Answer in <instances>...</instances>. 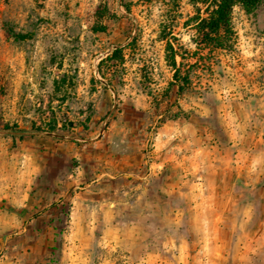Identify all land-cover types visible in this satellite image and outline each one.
Returning a JSON list of instances; mask_svg holds the SVG:
<instances>
[{
	"label": "rangeland",
	"instance_id": "374dc122",
	"mask_svg": "<svg viewBox=\"0 0 264 264\" xmlns=\"http://www.w3.org/2000/svg\"><path fill=\"white\" fill-rule=\"evenodd\" d=\"M195 13L191 0H0V264L127 259L131 235L177 216L169 231L192 251L193 205L212 216V169L241 170L236 149L264 139V2L235 5L231 50L198 44ZM168 40L191 75L182 94ZM119 46L124 62L100 70ZM240 198L256 228L248 264H264V193ZM202 227L196 245L212 257Z\"/></svg>",
	"mask_w": 264,
	"mask_h": 264
},
{
	"label": "crops",
	"instance_id": "0c3cea01",
	"mask_svg": "<svg viewBox=\"0 0 264 264\" xmlns=\"http://www.w3.org/2000/svg\"><path fill=\"white\" fill-rule=\"evenodd\" d=\"M261 106L264 108V101ZM246 115L248 116V112ZM255 126L259 131L264 130V122L258 121ZM238 148L237 155L232 157V162L236 167H242L241 170H233L229 173L227 170L219 172L212 169V216L202 220L200 213L202 207L196 208V205H193L194 217L190 220L193 227L192 251H186L188 245L185 244L181 234L169 231V227L173 226L176 227V230L173 229L175 232L178 230L177 227L182 220L177 216L172 221L166 220L161 223V226L168 227L162 233L145 236V240L140 234L131 235V239L123 243L126 248H135L127 259H123L120 255H107L104 252L98 264H248L249 252L243 247L248 239L247 236L256 234V228L252 227L248 230L245 228L250 226L251 216H247L248 205L240 195L264 193V187L257 185L264 177V139L258 137L256 142L247 139ZM225 151L226 155H231L233 150L227 147ZM222 175H225L224 180L218 181L217 179H221ZM238 179L243 180L244 185L238 186ZM204 224H212V257L203 256L201 244L196 245L205 235L202 227ZM256 224L255 222L253 225ZM143 241L146 242L145 255H142L139 249ZM73 263L88 264V257L85 259L82 257Z\"/></svg>",
	"mask_w": 264,
	"mask_h": 264
},
{
	"label": "trees",
	"instance_id": "16d2710c",
	"mask_svg": "<svg viewBox=\"0 0 264 264\" xmlns=\"http://www.w3.org/2000/svg\"><path fill=\"white\" fill-rule=\"evenodd\" d=\"M151 1V0H147ZM195 7V15L190 20L194 22L199 37L198 44L208 45L212 49H232L236 43V30L232 21V12L235 5L239 4L247 13H255L264 0H191ZM22 38L24 35H15ZM167 49L169 51L168 60L174 68L173 80L178 85V93L182 94L188 84L191 82L189 72H183L181 66L183 62L178 63L176 57L179 54L176 47L168 40ZM124 47H116L112 53L102 59L100 70L105 63H123ZM184 58V57H182ZM174 82V83H175ZM56 126L52 127V131ZM43 129L37 128L36 131ZM26 132V131H22Z\"/></svg>",
	"mask_w": 264,
	"mask_h": 264
}]
</instances>
